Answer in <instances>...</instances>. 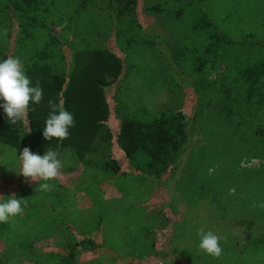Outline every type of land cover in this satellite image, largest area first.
Listing matches in <instances>:
<instances>
[{"label":"rangeland","instance_id":"374dc122","mask_svg":"<svg viewBox=\"0 0 264 264\" xmlns=\"http://www.w3.org/2000/svg\"><path fill=\"white\" fill-rule=\"evenodd\" d=\"M194 1L184 0L192 5H195ZM151 3V0H139L136 11L141 24L137 27L108 13L102 0H88L69 22L64 15L57 26L65 41L63 49L70 52L79 47H101L121 58V75L104 86L109 105L105 124L112 137L121 116L148 117L178 105L189 133V143L180 164L188 158L200 160L206 156L209 162L201 173L210 180L179 183L181 167L158 180L139 177L111 140L107 146L100 144L82 161L62 149L59 153L64 165L61 175L48 181L54 185L53 190L36 191L38 184L45 181L37 184V181L25 178L19 173L18 149L0 145V195L5 196L0 202L12 193L28 200L22 214L0 222L2 258L10 251L16 253L2 264H54L49 252L60 250L64 238L78 234H99L105 244L102 253L91 251L81 257V260L90 259L88 264H146L152 261L146 257L151 254L148 253L159 250L167 237L171 240V248H191L195 251L190 254L191 260L203 264L202 260L209 254L199 248L198 230L201 227L216 234L222 230L239 237L231 222L225 228L218 226L224 221L218 219L216 206L199 199L196 187L202 185L203 190L216 194V169L220 166L264 170V144L251 146L237 128L232 130L234 136L231 129L237 119L217 114L216 95H202L193 83L182 79L184 76L179 75L176 64L166 63L164 53L168 60L170 45L180 42L177 39H182L183 44H197L194 34L191 33L192 39L186 38L189 36L187 25L193 16L190 10L174 24L163 18L165 11L146 13L144 9ZM208 5L225 33L233 37L251 33L256 39L264 40V0H208ZM15 22L12 15L0 12V47L7 55L14 52ZM39 35L38 44L45 39L43 34ZM242 49L223 52L230 59L225 61L223 58L217 67V75L225 72V64H230L231 56L247 52ZM215 76L214 72L208 75L210 78ZM109 157L117 161L120 174L109 175L100 170L99 161ZM261 195L260 202L264 201V190ZM221 199L229 209L237 210L236 204L232 203L237 199L227 195ZM33 236L38 237L32 240L36 247L34 251L39 254L37 260L23 253L21 245ZM105 250L120 257L109 259ZM93 257L96 258L92 260ZM214 262L216 257L209 264Z\"/></svg>","mask_w":264,"mask_h":264},{"label":"trees","instance_id":"16d2710c","mask_svg":"<svg viewBox=\"0 0 264 264\" xmlns=\"http://www.w3.org/2000/svg\"><path fill=\"white\" fill-rule=\"evenodd\" d=\"M87 1L0 0L1 11L16 20L17 32L12 55L21 58L33 86L39 82L44 92L41 102L30 103L26 119L16 124L7 120L6 113L0 107V145L18 149L19 155L24 147H29L39 155H44L48 149L59 153L66 149L76 160L82 161L89 152L98 149L100 144L107 146L113 140L139 177L158 180L181 167L177 178L179 183H188L194 179L209 181L210 177L201 173L203 166L209 162L206 156L200 160L188 158L180 164L184 148L189 143V133L178 105H171L148 117L133 114L121 116L112 137L105 124L109 117V105L104 86L113 83L121 75V58L101 47H79L65 52L61 29H57L64 15L69 22L73 15L84 8ZM102 1L107 12L116 19L140 27L136 11L139 0ZM151 1V5L144 9L145 12L165 11L163 18L170 23H177L187 10L193 14L187 25L189 36L186 38L192 39L194 34L197 36V44L187 45L182 43V39H177L180 42L170 45L168 60L164 53L166 63L176 64L180 69L179 75L184 76L182 79L193 83L195 90L202 95H216L217 114L237 119L231 132L240 129L251 146L263 145L264 40L256 39L251 33L234 37L225 33L215 20L208 0H195V5L184 0ZM39 34H43L45 39L38 44ZM242 47L247 52L231 56L230 64L224 63L225 72L217 75V67L223 58L225 61L230 59L224 56L225 50H240ZM7 56L0 47V60ZM210 72L220 78L208 77ZM50 100L62 104L74 115L75 124L69 129L67 139L54 138L49 141L43 136ZM99 168L105 174H120L117 161L110 157L100 160ZM216 170V194L214 191L203 190L202 185H199L196 187L199 192L197 197L212 202L216 206L218 219L224 221L218 226L225 228L231 222L237 228L239 237L219 230L217 235L224 237L221 241L223 252L213 264H264V207H259L261 191L264 190V170L235 169V165L220 166ZM224 195L237 199L232 200L237 210L227 207L221 199ZM36 238L33 236L28 243L21 242L25 251L22 252L34 256L33 260L39 257L32 244ZM63 240L60 250L49 252L54 264H88L90 259L81 260V257L91 251L102 253L105 245L99 234H78ZM170 242L167 237L161 242L159 250L149 252L150 256L146 257L152 261L146 264H198L190 257L194 250L171 248ZM105 253L109 259L120 257L113 251L105 250ZM15 254L10 251L2 258L0 252V264ZM212 260L214 257L207 255L202 261L203 264H209Z\"/></svg>","mask_w":264,"mask_h":264},{"label":"clouds","instance_id":"9594fccd","mask_svg":"<svg viewBox=\"0 0 264 264\" xmlns=\"http://www.w3.org/2000/svg\"><path fill=\"white\" fill-rule=\"evenodd\" d=\"M43 89L39 82L33 86L31 79L26 75L25 66L19 56L8 55L7 58L0 60V107L6 113L7 120L16 124L24 121L30 103L39 104L43 99ZM49 115L43 127V136L47 140L67 139L70 135L69 129L74 126V115L66 110L62 104L49 101ZM58 151L53 149L46 150L44 155H39L24 147L18 156L20 161V171L25 178L33 181H45L39 183L36 191H52L54 185L48 181L60 177L63 162L59 158ZM5 196L0 195V198ZM4 202H0V222H7L10 217L22 214L27 206L26 198H18L15 193L6 196ZM255 206V205H254ZM264 207V201L259 204ZM199 248L205 253L220 257L223 252L221 241L224 237L217 235L212 230H205L201 227L198 230Z\"/></svg>","mask_w":264,"mask_h":264}]
</instances>
